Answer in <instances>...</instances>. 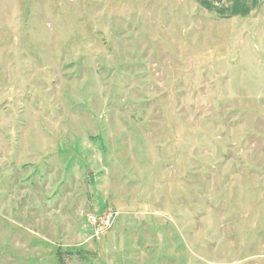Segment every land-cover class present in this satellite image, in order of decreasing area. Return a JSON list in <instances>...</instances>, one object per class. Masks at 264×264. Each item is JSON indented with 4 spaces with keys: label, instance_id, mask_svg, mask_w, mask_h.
<instances>
[{
    "label": "rangeland",
    "instance_id": "rangeland-1",
    "mask_svg": "<svg viewBox=\"0 0 264 264\" xmlns=\"http://www.w3.org/2000/svg\"><path fill=\"white\" fill-rule=\"evenodd\" d=\"M0 264H264V13L0 0Z\"/></svg>",
    "mask_w": 264,
    "mask_h": 264
},
{
    "label": "crops",
    "instance_id": "crops-1",
    "mask_svg": "<svg viewBox=\"0 0 264 264\" xmlns=\"http://www.w3.org/2000/svg\"><path fill=\"white\" fill-rule=\"evenodd\" d=\"M208 16L222 20H247L264 13V0H193Z\"/></svg>",
    "mask_w": 264,
    "mask_h": 264
},
{
    "label": "built area",
    "instance_id": "built-area-1",
    "mask_svg": "<svg viewBox=\"0 0 264 264\" xmlns=\"http://www.w3.org/2000/svg\"><path fill=\"white\" fill-rule=\"evenodd\" d=\"M114 220V215L110 213H106L105 215L101 216H91L90 222L96 230H94L93 235H98L99 233L102 234L103 232H106L112 227Z\"/></svg>",
    "mask_w": 264,
    "mask_h": 264
}]
</instances>
